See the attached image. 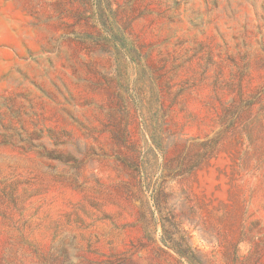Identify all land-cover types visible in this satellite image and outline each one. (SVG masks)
Returning a JSON list of instances; mask_svg holds the SVG:
<instances>
[{"label": "rangeland", "instance_id": "374dc122", "mask_svg": "<svg viewBox=\"0 0 264 264\" xmlns=\"http://www.w3.org/2000/svg\"><path fill=\"white\" fill-rule=\"evenodd\" d=\"M0 264H264V0H0Z\"/></svg>", "mask_w": 264, "mask_h": 264}]
</instances>
